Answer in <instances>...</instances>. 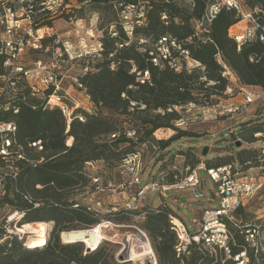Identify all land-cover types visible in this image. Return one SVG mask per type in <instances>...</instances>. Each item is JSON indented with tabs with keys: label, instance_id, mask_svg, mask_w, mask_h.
Wrapping results in <instances>:
<instances>
[{
	"label": "trees",
	"instance_id": "obj_1",
	"mask_svg": "<svg viewBox=\"0 0 264 264\" xmlns=\"http://www.w3.org/2000/svg\"><path fill=\"white\" fill-rule=\"evenodd\" d=\"M132 1L138 0H78L80 4H110L118 15V22L110 24V27L115 26L118 35L113 36V31L106 28L107 35L102 39L103 48L100 53L104 55V59L94 65V70L80 77L93 102L92 113L83 112L86 115L85 122L75 118L67 129V120L60 108L46 105L51 89L45 91V96L40 95L42 92L38 97L33 96L31 87L26 82L20 84L16 92L12 90L14 98L8 101L9 109H5L4 104L0 105V120L15 123L17 130L9 136L13 140L14 149L23 155L16 162L18 177L15 181L9 180L4 202L24 212V223L54 222L53 236L43 244L30 247L15 236L0 243V264H115V256L105 253V249L100 247L107 238L94 236L95 229L101 225V217L97 211L69 201L66 196L68 190L78 186L86 187L90 183L92 177L88 174L86 165L104 162L107 166H113L119 161L118 165L122 166L130 154H142L138 146L150 147L154 156L157 155L156 163L161 162L158 171H164L165 180L172 182L174 164L166 171V161L159 156L165 155L176 139L198 135L192 131L177 129L178 133L167 139H155L153 136L158 129L173 127L171 122L180 117L177 111H170L169 108L192 101L216 104L230 85L228 77L223 75L226 70H230L241 85L264 89V42L256 38L238 44L230 32L232 26L242 20V10L224 4L215 18L210 23H205L206 13L218 1L193 0L192 7L189 8L181 5L178 0H141L144 24L133 28V38L136 39L130 40L119 24V14L123 9L119 4L124 6ZM238 1L252 11L256 7L264 11V0ZM74 8L78 6L74 5ZM70 10V13L59 17L72 18L73 8ZM254 17L256 24L264 27V13L254 14ZM198 27H201V32ZM162 37L173 39L188 49L191 58L200 63V67L189 71L183 66L180 71H175L167 63L155 65L150 51L155 50ZM141 39L146 42L140 43ZM112 64L115 69L111 68ZM133 68L136 71L133 72ZM146 71L149 72V78L142 82L140 77ZM211 81L215 84H210ZM8 89L7 87L6 91ZM214 98L216 101H213ZM15 108H18V112H14ZM263 108L254 115L261 120L250 123L251 127L247 132L243 133V129H240L237 138L243 137L246 142L251 143L258 139L257 134L263 135ZM116 114L137 115L141 127L123 126ZM254 117L249 119L255 120ZM128 131H135L134 137H129ZM112 134H116V137L112 138ZM69 137L74 138L71 146L66 145ZM38 140L42 141V151L31 145ZM154 145L157 147L156 151ZM177 151L181 155L185 152L183 149ZM227 154V157L218 155V159L208 162L206 167L234 164L241 170H247L254 166L252 164L259 159L260 152L241 147L236 154ZM199 163L200 160L195 159L187 161L184 166L196 167ZM37 185L41 187H36ZM27 194L31 196L30 200L24 198ZM130 196L133 198L132 192ZM242 212L243 209L239 211L237 224L230 225L236 240L243 235V240H237L238 244L233 247V251L239 253L247 248L255 258L253 249L245 239V231L256 228V225H244L240 220ZM171 214L175 213L162 200L158 206L145 204L138 208L127 203L110 215L119 221L130 215L142 216L144 221L141 226L150 234L162 264H180L181 260L185 264L214 262V256L206 251L201 253L196 245L189 247L187 257L176 251L178 234L171 222ZM88 227L95 228L80 233V230H87ZM67 228L79 230L64 232ZM137 229L139 228L130 232H136ZM62 232L65 243L60 242L59 233ZM82 242L91 249L90 253H84ZM126 262L130 260L118 261L117 264ZM226 264L235 262L228 260Z\"/></svg>",
	"mask_w": 264,
	"mask_h": 264
},
{
	"label": "built area",
	"instance_id": "obj_2",
	"mask_svg": "<svg viewBox=\"0 0 264 264\" xmlns=\"http://www.w3.org/2000/svg\"><path fill=\"white\" fill-rule=\"evenodd\" d=\"M224 4L238 10L242 8V4L238 0L218 1L206 13L205 23H210ZM119 6L123 8L119 14V24L131 40L134 35L133 28L136 25L144 24L145 18L141 0L125 3L124 6L120 3ZM72 8H74L72 0H0V95L7 87L9 88L8 91L12 92L13 90L16 92L18 86L25 82L31 87L33 96H38L41 92L45 96V91L51 89L46 105L60 108L67 120V129L75 118H78L81 122L86 121V115L83 112L92 113L93 111L91 95L87 92L79 76L94 70V66L90 64L89 59L95 53L99 55L102 49L100 44V49L91 53L92 47L95 46H88V44L74 45L70 42L69 37L64 39L65 34H59L51 26L54 19L59 18L61 14L70 13ZM262 12L264 13L263 9L256 7L251 13L247 14L249 23L245 29L242 32L231 33L238 44L256 38L264 42V27L257 25L254 17V14ZM110 29L113 31V36L118 35L114 25H111ZM87 34L94 37L92 27L87 31ZM144 42H146L145 39L140 40V43ZM33 55L39 57L31 58ZM150 55L155 65L167 63L175 71H180L183 66L192 71L198 69L201 65L191 58L188 49L168 37H162L156 44L155 50L150 51ZM85 59L87 62L82 65L81 73L72 76L75 91L69 93L66 88L62 87V81L67 77V65L78 60L85 61ZM111 68L115 69V65L112 64ZM134 71H136L135 68ZM223 75L228 77L229 81L234 79L238 82L230 70L224 71ZM143 77H140L142 82H144V79L149 78V72L146 71ZM210 84H215V82L211 81ZM232 89L229 85L225 93L232 92ZM239 89L240 100H236L227 106L192 101L169 108L170 111L175 110L180 114V117L175 120L176 129L183 130L191 126L195 119L205 122L208 115H228L235 119L256 115L258 111L252 109V107L264 105V89L241 84ZM9 108L10 106L5 107V109ZM14 112H18V108H15ZM194 113L198 115L195 119L192 118ZM16 130L17 127L14 122L0 120V162L11 155L14 145L9 134L14 133ZM127 135L134 137L135 131H128ZM111 137L115 138L116 134H112ZM73 142L74 138L69 137L66 145L71 146ZM31 145L37 148L38 151L43 150L41 140L32 142ZM153 147L156 151L157 147L155 145ZM16 152L18 154L19 150ZM141 155V153L130 154L122 165L131 175L130 188L133 190V198H131L129 204H133L132 206L137 208L145 206V195L149 190H155L166 198V192L172 189L197 187L200 184L206 186V180L201 181L198 173L200 169H205L217 185L218 192L216 196H219V204L215 207L205 208L202 211L198 228L194 232L190 231L176 214L170 215L171 222L178 234L176 251L181 255H185L191 245H196L202 252H220L236 264H248L247 248L239 253L233 251V247L238 243L234 231L230 227L231 224H237L239 211L244 208L246 200L252 193L249 183L240 176L243 170L234 164L217 168H207L203 162L196 167L186 165L177 168L176 165H173L174 180L172 182L165 180V172L161 170L153 175L151 182L146 183L143 180V174L149 164L147 161H143ZM18 158H23V155L18 154ZM16 176L17 173L14 174V177ZM24 197L28 200L31 199L28 194ZM14 214H21L22 217L11 218ZM12 215L6 221L8 225L15 220L21 222L24 212H15ZM7 230L11 231V229ZM139 230L151 244L147 232L142 229ZM12 231L22 236L19 232ZM245 239L248 246L255 253L256 262L258 261L257 257H260L261 260L264 259V246L260 242L258 230L256 228L246 229ZM24 242L29 245L27 240H24ZM122 258L127 260V258ZM157 263L156 253L149 255L148 264Z\"/></svg>",
	"mask_w": 264,
	"mask_h": 264
},
{
	"label": "rangeland",
	"instance_id": "obj_3",
	"mask_svg": "<svg viewBox=\"0 0 264 264\" xmlns=\"http://www.w3.org/2000/svg\"><path fill=\"white\" fill-rule=\"evenodd\" d=\"M72 1L74 5L78 6V8H73V12H71L73 19L68 20V18L64 16L61 18L59 17L57 19H54L51 26L59 34H65L64 39H67L69 37L70 42H72L74 45H93L95 47H92L93 51L91 50V53H93L94 51L97 52L100 49V44L101 48H103L102 39L107 35L105 32L106 28H110V24L112 22H118V15L114 11V9L109 6L110 4H98L94 2L80 4L78 0ZM178 2L181 5L190 8L192 7L193 0H178ZM145 9L147 10L146 5ZM241 10L243 12V18L241 20L242 22L239 21L240 23L238 25L232 27L230 29L231 33L242 32L249 23V17L247 16V14L251 13L252 9L242 4ZM91 27L94 30V37H91L87 34V31ZM201 27L197 28L198 30H200V32L202 31V29H200ZM149 46H151V44H149ZM37 57L39 56H31V58L34 59ZM103 59L104 55L102 53H100L99 55L98 53H95V55H93V57H91L89 61L90 64L94 66ZM85 62H87L86 59L85 61L78 60L75 62H71L67 65V77L63 79L62 87L66 88L69 93H73L75 91L72 76L81 73L80 69ZM41 74L43 75V73ZM229 83L233 88L232 92L225 93L217 101L214 98L213 101H216V104L220 106H227L230 103L235 102L236 100H240L239 81L237 82L233 79V81H229ZM12 98H14V96L12 95L11 91H3L0 95V105L4 104L5 106H10L8 101H12ZM262 107H264V105L255 108L252 107V109H256L258 112H260ZM262 114L264 115V108L262 109ZM115 116L118 117L119 121L121 120L123 122V126H126L128 128L141 127L139 124V120H137V115L126 116L116 114ZM196 116H198L197 113H194L192 115V118L195 119ZM250 117L254 116L249 115L241 119H235L228 115H208V118L207 120H205V122H202L200 119H195V122L191 126H188L183 130L192 131L198 136H187L176 139L171 143L170 150H168V152L166 151L165 155L161 154V156L159 157L162 158L163 161L165 159L166 162L164 163V167L166 171H168V169H170L173 164L176 165L177 168H182L184 166V163H187V161L191 162L195 159L200 160V163L203 162L207 165L208 162L216 161L218 159V155L227 157L228 152L236 154L238 149L241 147L249 148L251 150H259V159L253 162L252 165L254 166L250 169L243 170L242 174L240 175L249 183L252 188V193L245 202V206L241 215L242 218L240 217V220L243 221L244 225H256V229L258 230L260 235V242L263 244L264 133L263 135L257 134L258 139L255 142L251 143L246 142L243 137L237 138V136H239L240 129H243V133L247 132V130L251 127L250 123L258 122L261 120L256 119L255 116V120L251 121V119H249ZM171 123L174 125L173 127L158 129L154 133L153 137H155V139H167L170 136L177 134L178 130L176 129L175 121ZM235 134L237 135L235 136ZM126 146H124V148H126ZM206 147L208 150L207 153L204 154L203 151ZM138 148L142 150L141 157L143 161H147L150 165L149 167H147V170H145V173L143 174V180L146 183H149L152 181L153 175H155L159 170L161 162L156 163L157 155L155 154L154 156L153 150L150 147L138 146ZM177 149H183V151H185L183 152L184 154H179ZM18 159L20 158H18L16 150L12 148L11 155L7 156L5 160H1L0 162V232H2L0 234V243H4L6 240L13 236L17 237L18 239L22 237V240H27V242H29V237L30 235H32L31 233H24L21 236L12 231L15 230L16 224L21 225L22 223H24V221L17 222L14 219L15 221L11 222L10 225H8L6 222L8 217L13 213L23 212L13 205L4 202L7 185H9V180L15 181L16 177H18H14V174H18L19 172V169L16 166V162ZM234 160L236 161V159ZM118 163L119 161H116L113 166H107L104 162H96L86 165L87 172L92 177L88 186H78L66 192V196H68V198L70 199L69 201H73L81 205H86L92 210L97 211L96 213H98V215L101 217V219L99 220V223H101V233H103V235L107 237V240L104 241L100 247H103L105 249V253H109L110 255L113 254L115 256V264H117L118 261H126L122 258H126V255H119L120 251L124 248L123 245H120L119 243H123L122 241L126 233L128 232V234H130V231H133L136 228L146 231L141 226L142 222L144 221V218H142V216L130 215L127 216V218L122 219V221H119L115 220L113 216L110 215L112 212H115V210L117 211L121 207L125 206V204L129 203L131 199V192H133V190L130 188L131 175L127 172L124 166L118 165ZM198 173L201 181L206 180V186H202V184H200L197 187L172 189L166 192V198L162 197V195L155 190H149L145 195L144 203L150 206H158L161 201L164 200L172 208L173 212L186 225V227L190 231L194 232L198 228V222L200 220L202 211L205 208L215 207L219 204V196H216L218 192L217 185L209 177L205 169H200ZM36 187H38V185ZM39 187H41V185ZM129 205L132 206L133 204ZM47 222L49 223V232L47 234V238L49 239L51 236H53L52 230L54 222ZM95 225L90 226L93 227ZM7 229H11V231ZM86 229H89V227ZM73 230L79 229L67 228L64 232H71ZM62 233H59L60 242L65 243L61 236ZM147 234L149 235L152 246L154 248L151 236L148 232ZM242 236L243 235L241 234V237L239 236V239L237 237V240L242 241ZM83 245L84 253H90L91 251L86 250L87 246L85 245V243H83ZM154 251L157 255V264H162L155 248ZM200 252L204 253L201 250ZM249 252L250 251L248 250V264H264V259L261 260L260 257H257L258 261L256 262L254 256L252 257ZM207 253L210 256H214L215 258V261L210 264H215L218 262L220 264H226L228 260H231L220 252ZM188 255L189 252H187L183 256L187 257ZM148 259L149 256L144 259V261L137 259L131 260L130 262H126L124 264H148ZM180 264H185V262L181 260Z\"/></svg>",
	"mask_w": 264,
	"mask_h": 264
},
{
	"label": "bare ground",
	"instance_id": "obj_4",
	"mask_svg": "<svg viewBox=\"0 0 264 264\" xmlns=\"http://www.w3.org/2000/svg\"><path fill=\"white\" fill-rule=\"evenodd\" d=\"M16 216H18V218L22 217L21 214L19 215L14 214L12 215L11 218H14ZM94 228L87 230H80V233L91 231ZM15 231L19 232L20 234L31 233L32 235H30L29 237L28 246L35 247L47 241V234L49 232V223L45 221L23 223V225H16ZM94 236L107 238L103 235V233H101L100 227L95 229ZM85 241H87V239H85ZM122 242L126 244V246H128L129 251L128 254L126 255L127 260L131 261L138 259L144 261V259H146L149 255H152L154 253L150 242L145 239V237L143 236V234L139 229H137L136 232H131L130 234H128L127 232Z\"/></svg>",
	"mask_w": 264,
	"mask_h": 264
},
{
	"label": "water",
	"instance_id": "obj_5",
	"mask_svg": "<svg viewBox=\"0 0 264 264\" xmlns=\"http://www.w3.org/2000/svg\"><path fill=\"white\" fill-rule=\"evenodd\" d=\"M207 147L204 149V151H203V153L205 154V153H207ZM121 244H123L124 245V248L120 251V254L119 255H127L128 254V246H126V244H124V243H121ZM86 250L87 251H90L91 249H89L88 247L86 248Z\"/></svg>",
	"mask_w": 264,
	"mask_h": 264
},
{
	"label": "crops",
	"instance_id": "obj_6",
	"mask_svg": "<svg viewBox=\"0 0 264 264\" xmlns=\"http://www.w3.org/2000/svg\"><path fill=\"white\" fill-rule=\"evenodd\" d=\"M242 22V21H241ZM240 22H238L237 24H235V25H233L232 27H234V26H236V25H238Z\"/></svg>",
	"mask_w": 264,
	"mask_h": 264
}]
</instances>
